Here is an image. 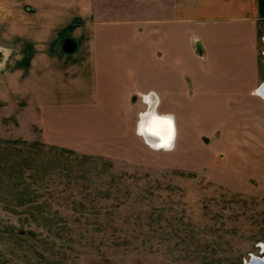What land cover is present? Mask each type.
<instances>
[{
  "label": "rangeland",
  "instance_id": "374dc122",
  "mask_svg": "<svg viewBox=\"0 0 264 264\" xmlns=\"http://www.w3.org/2000/svg\"><path fill=\"white\" fill-rule=\"evenodd\" d=\"M131 4L122 0L123 9ZM140 104L122 131L111 124L107 133L100 105L41 111L40 123L58 116L46 133L30 111L0 108V140L36 142L59 160L30 182L50 229L0 200V264H244L264 256V106L252 102L236 135L222 139L194 134L226 130L235 110H184L179 125L190 140L157 150L136 134Z\"/></svg>",
  "mask_w": 264,
  "mask_h": 264
},
{
  "label": "crops",
  "instance_id": "0c3cea01",
  "mask_svg": "<svg viewBox=\"0 0 264 264\" xmlns=\"http://www.w3.org/2000/svg\"><path fill=\"white\" fill-rule=\"evenodd\" d=\"M15 1L0 6V108L30 111L43 133L58 116L40 123L41 111L98 105L105 132L122 131L149 90L155 111L174 116V144L190 140L184 110H235L226 130L194 134L222 139L252 102L264 106V0H131L129 9L122 0ZM65 38L74 51L63 50Z\"/></svg>",
  "mask_w": 264,
  "mask_h": 264
},
{
  "label": "trees",
  "instance_id": "16d2710c",
  "mask_svg": "<svg viewBox=\"0 0 264 264\" xmlns=\"http://www.w3.org/2000/svg\"><path fill=\"white\" fill-rule=\"evenodd\" d=\"M56 159L55 156L46 155L36 142L0 140V195L3 196L0 200L16 207H24L31 219L40 218V225L46 229L51 228L50 223H47L50 218L48 215H40L42 204L34 199L30 182L37 173L58 166ZM60 159L67 160V157L62 156ZM39 223L40 221L36 224ZM4 230L8 234H14L11 226Z\"/></svg>",
  "mask_w": 264,
  "mask_h": 264
},
{
  "label": "clouds",
  "instance_id": "9594fccd",
  "mask_svg": "<svg viewBox=\"0 0 264 264\" xmlns=\"http://www.w3.org/2000/svg\"><path fill=\"white\" fill-rule=\"evenodd\" d=\"M138 94L147 107L138 114L136 134L144 138V142L153 149L171 150L174 147V116L172 114L161 115L155 111L151 97H157L158 94L154 90ZM156 104H158V99ZM149 137L157 139L151 140Z\"/></svg>",
  "mask_w": 264,
  "mask_h": 264
},
{
  "label": "water",
  "instance_id": "95a60500",
  "mask_svg": "<svg viewBox=\"0 0 264 264\" xmlns=\"http://www.w3.org/2000/svg\"><path fill=\"white\" fill-rule=\"evenodd\" d=\"M76 46H77V44H76V42L75 41H73L72 39H70V38H65L64 39V41H63V44H62V48H63V50L64 51H66V52H72V51H74L75 49H76ZM258 92L260 93V95L263 97V99H264V82L260 85V87L258 88ZM174 133H175V129H174ZM144 139V138H143ZM149 139H151V140H156L157 138H155V137H149ZM173 142H174V139H173ZM259 258H261V257H259ZM262 258H264V257H262ZM252 260V259H251ZM251 260H250V262H251ZM257 260V259H256ZM264 260V259H263ZM255 260H253V262H254ZM259 261V260H258ZM260 263L259 264H262L263 262L262 261H259ZM244 264H246V263H244Z\"/></svg>",
  "mask_w": 264,
  "mask_h": 264
},
{
  "label": "bare ground",
  "instance_id": "6f19581e",
  "mask_svg": "<svg viewBox=\"0 0 264 264\" xmlns=\"http://www.w3.org/2000/svg\"><path fill=\"white\" fill-rule=\"evenodd\" d=\"M258 94H259V92H258ZM260 95V94H259ZM261 96V95H260ZM174 143V142H173ZM261 247H262V249H264V244H261ZM252 259V260H251ZM257 259V260H256ZM264 258H259V256H255V255H252L251 257H250V259L247 261V262H245L246 264H259L260 262L259 261H262L263 263L262 264H264V260H263ZM250 260H251V262H250ZM253 260H255L254 262H253ZM259 260V261H258Z\"/></svg>",
  "mask_w": 264,
  "mask_h": 264
},
{
  "label": "built area",
  "instance_id": "2783aa9c",
  "mask_svg": "<svg viewBox=\"0 0 264 264\" xmlns=\"http://www.w3.org/2000/svg\"><path fill=\"white\" fill-rule=\"evenodd\" d=\"M260 247H261V244H260ZM261 252H263V249H262V247H261Z\"/></svg>",
  "mask_w": 264,
  "mask_h": 264
},
{
  "label": "flooded vegetation",
  "instance_id": "af4514ba",
  "mask_svg": "<svg viewBox=\"0 0 264 264\" xmlns=\"http://www.w3.org/2000/svg\"><path fill=\"white\" fill-rule=\"evenodd\" d=\"M263 252H264V249H263Z\"/></svg>",
  "mask_w": 264,
  "mask_h": 264
}]
</instances>
